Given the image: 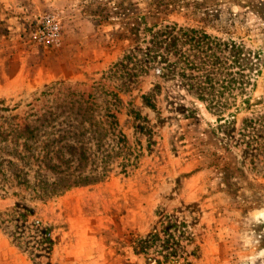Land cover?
<instances>
[{
  "label": "rangeland",
  "instance_id": "rangeland-1",
  "mask_svg": "<svg viewBox=\"0 0 264 264\" xmlns=\"http://www.w3.org/2000/svg\"><path fill=\"white\" fill-rule=\"evenodd\" d=\"M174 27L262 56L243 94L220 98L221 130L177 68L166 77L177 58L148 54L147 28ZM65 88L94 94L102 120L110 107L129 162L39 198L5 158L0 264H264V126L248 123L264 116V0H0V123Z\"/></svg>",
  "mask_w": 264,
  "mask_h": 264
},
{
  "label": "trees",
  "instance_id": "trees-1",
  "mask_svg": "<svg viewBox=\"0 0 264 264\" xmlns=\"http://www.w3.org/2000/svg\"><path fill=\"white\" fill-rule=\"evenodd\" d=\"M147 32L151 33L148 54L163 50L165 58L169 55L177 58L178 62H164L166 77L175 74L177 68L176 75L191 82L190 91L198 101L206 103L220 124L217 129L221 130V123L226 125L230 121L225 117L227 105L220 98L235 90L243 94L250 81L248 74L259 73L263 63L260 53L246 52L236 43L220 44L193 29L174 27L153 32L147 28ZM184 47L187 49L183 50ZM59 92L60 97L51 101L55 105L46 107L42 113H30L14 124L0 123V169L2 161L9 158L6 164L13 180L25 190L39 193V198L101 181L120 156H123L122 169L129 162L125 159L127 140L110 107H105L102 120L98 118L94 94L84 96L69 88ZM8 112L0 99V121L6 120L4 113ZM248 123L250 127L258 124L262 128L264 116L251 118ZM114 141L116 146L111 144ZM29 172L33 173L35 187L25 178ZM50 176L54 180L49 183Z\"/></svg>",
  "mask_w": 264,
  "mask_h": 264
}]
</instances>
